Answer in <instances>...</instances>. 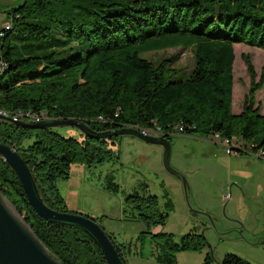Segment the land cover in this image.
Returning <instances> with one entry per match:
<instances>
[{"label":"trees","instance_id":"obj_1","mask_svg":"<svg viewBox=\"0 0 264 264\" xmlns=\"http://www.w3.org/2000/svg\"><path fill=\"white\" fill-rule=\"evenodd\" d=\"M10 19V30L0 37V61L5 64L0 108L45 109L51 119L73 118L96 131L159 127L167 139L175 131L234 138L233 155L264 159V114L255 100L264 85V65L256 80L247 57L249 93L242 110L232 111L233 44L264 49V0H22ZM173 33L189 34L185 45L193 56L188 77L179 80L171 78L177 72L175 55L152 62L139 56L141 50L131 49L140 41ZM9 35L14 36L15 52ZM119 138L82 134L79 140L52 127L19 126L0 118V143L22 156L44 202L58 211L68 207L56 181L69 177L73 163L92 166L117 158ZM0 191L63 264H107L83 231L36 213L2 158ZM125 199L132 209L127 219L145 225L137 241L141 244L145 235L162 238V262L178 251L206 246L202 234L185 233L174 242L172 234L152 232L168 216L167 194L160 204L144 184ZM108 235L127 264L129 247ZM220 264L249 263L227 253Z\"/></svg>","mask_w":264,"mask_h":264},{"label":"rangeland","instance_id":"obj_2","mask_svg":"<svg viewBox=\"0 0 264 264\" xmlns=\"http://www.w3.org/2000/svg\"><path fill=\"white\" fill-rule=\"evenodd\" d=\"M21 1L0 0V30ZM188 36V33L156 35L134 44L131 49L141 50L139 56L152 62L175 55L177 58L173 66L177 72L171 78L184 79L193 66L192 52L185 45ZM8 42L11 51L15 52L13 35H9ZM172 42L174 44L169 45ZM233 49L232 111L238 113L250 88L245 58L252 63L255 79L258 80L264 65V49L245 43H234ZM3 51H7V45ZM255 100L264 114V85L255 92ZM52 128L63 136L82 139L83 132L77 125ZM119 137L117 158L92 166L73 163L69 177L56 181L68 210L94 219L103 215V224H107L116 239L133 243L136 236L145 230V225L127 219L132 209L125 197L134 190L141 191V186L145 184L150 193L157 195L160 204L165 194L171 202L166 221L162 226L154 227L156 232L172 234L174 242H180L181 235L185 233L202 234L206 246L197 251H178L162 262L159 260V257L163 258L160 251H166L162 238L145 235L142 243L138 242L135 247L142 255L132 260L131 264H220L227 253L235 254L249 264H264V189L260 192V198L250 197L248 193L252 190L250 188H255L258 180L264 178L256 173L244 172L239 161L233 157L239 155H228L220 143L210 138L171 132L168 139L169 166L184 177L189 190L186 195L183 179L175 176L163 164V145L147 142L132 134ZM29 142L25 140L24 144ZM212 147L218 151H212ZM247 155L254 156H241ZM229 158L230 161L227 160ZM229 174L231 178L237 177L246 184L235 187L236 195H240L237 199L233 197V182H211L214 178ZM244 192L245 196L242 195ZM236 216L242 218L245 226Z\"/></svg>","mask_w":264,"mask_h":264},{"label":"water","instance_id":"obj_3","mask_svg":"<svg viewBox=\"0 0 264 264\" xmlns=\"http://www.w3.org/2000/svg\"><path fill=\"white\" fill-rule=\"evenodd\" d=\"M14 125L28 127H54L57 125H77L83 134L95 138H109L122 134H132L147 142L161 144L164 147L163 164L171 173L183 179L185 194L188 186L182 174L169 166L170 141L164 136L143 135L137 127H121L107 131L91 129L85 122L73 118L47 119L39 122L12 121L0 116ZM0 158L11 168L18 178L28 203L36 213L49 222L59 226L79 229L88 235L101 249L107 264H124L114 243L101 226V217L97 219L74 211H58L50 208L43 200L37 188L27 162L10 145L0 143ZM29 160V159H28ZM264 248V241L262 242ZM0 264H63L37 237L23 215L0 191Z\"/></svg>","mask_w":264,"mask_h":264},{"label":"crops","instance_id":"obj_4","mask_svg":"<svg viewBox=\"0 0 264 264\" xmlns=\"http://www.w3.org/2000/svg\"><path fill=\"white\" fill-rule=\"evenodd\" d=\"M240 112V111H239ZM204 140V139H203ZM206 142V141H205ZM206 144H208V143H206ZM212 151H218V149H216V148H213L212 147ZM233 157H235V159L237 160V161H239V163L241 164V167L243 168V170H244V172H247V173H249V174H253V173H256L257 175H259V176H261L262 178H264V161L261 159V158H259V157H255V156H233ZM227 160H229L230 161V158L229 159H227ZM239 164V165H240ZM243 170H241V171H243ZM246 174V173H245ZM247 175V174H246ZM176 176V175H175ZM233 179V180H232ZM233 182V185H234V187H233V192H234V198L235 199H237V198H239L238 196H240L239 194L238 195H236V188L235 187H237V188H239V187H244L246 184L245 183H241L239 180H238V178L236 177V178H231L230 177V174L229 175H224V176H222V177H220V178H218V179H212L211 180V182H218L219 184H222L223 182L225 183V182ZM231 184V183H230ZM252 189V190H251ZM264 189V180H262V181H260V180H258L257 181V183H256V185H255V188H250L249 190H251L250 192H248V193H250V197H252V196H255L256 198H260L261 197V191ZM243 196H245L246 195V193L244 192L243 194H242ZM262 202H263V204H264V199H262ZM102 217H104L103 215L101 216V224L103 225V227H104V229L106 230V232L108 233V234H113L109 229L110 228H107L108 226H107V224H103V218ZM236 218L237 219H240V221L244 224V222H243V220H242V218H240V217H238V216H236ZM106 220H109V218H106ZM244 226H245V224H244ZM155 228H158V226H156ZM157 231V229H152V232H156ZM139 235V234H138ZM138 235L136 236V238H135V241L132 243V242H126V241H124V240H118V239H116L115 238V241H117L118 243H123V244H125L126 246H128L129 247V250H128V252H127V254L125 255V258H126V260H127V264H131V261L132 260H135L136 259V257H139L140 255H142L141 254V252L140 251H136V249H135V247L137 246V244H138V241H137V238H138ZM115 237V236H114Z\"/></svg>","mask_w":264,"mask_h":264},{"label":"built area","instance_id":"obj_5","mask_svg":"<svg viewBox=\"0 0 264 264\" xmlns=\"http://www.w3.org/2000/svg\"><path fill=\"white\" fill-rule=\"evenodd\" d=\"M10 28H11V19H9L7 22L4 23L3 27L0 30V37H2L6 33V31L10 30ZM4 66L5 64L0 61V71L3 70ZM0 116L9 117L11 118L12 121H19V120L24 121L25 120V121L39 122L42 120L51 119V117L48 115L45 109L36 111L33 109H21V108L14 109V110L0 108ZM138 129L143 135L163 136V131L159 127L138 128ZM178 129L181 130L182 127L179 126ZM210 139H212L213 141L217 143H220L228 155H231L232 153L235 152L234 150H232V146L236 145L234 144L236 142L234 138L220 139L218 135H213L212 138ZM223 199H225L224 196H223Z\"/></svg>","mask_w":264,"mask_h":264}]
</instances>
